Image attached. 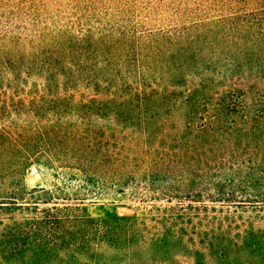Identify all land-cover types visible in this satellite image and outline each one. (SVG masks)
I'll return each instance as SVG.
<instances>
[{
    "label": "trees",
    "instance_id": "trees-1",
    "mask_svg": "<svg viewBox=\"0 0 264 264\" xmlns=\"http://www.w3.org/2000/svg\"><path fill=\"white\" fill-rule=\"evenodd\" d=\"M30 250L264 264V0H0V264Z\"/></svg>",
    "mask_w": 264,
    "mask_h": 264
},
{
    "label": "rangeland",
    "instance_id": "rangeland-1",
    "mask_svg": "<svg viewBox=\"0 0 264 264\" xmlns=\"http://www.w3.org/2000/svg\"><path fill=\"white\" fill-rule=\"evenodd\" d=\"M145 10L135 12V19H141L145 16ZM172 14V9H162L156 8V11L150 20H146L144 25L146 28H157L166 24ZM57 174V175H56ZM56 175V176H55ZM26 185L28 189L31 190H45V191H55V187H70V181L66 180L57 170L48 169L42 163L34 162L31 167L26 170ZM70 193V191H65ZM37 194V193H36ZM137 203L123 201L114 203H104V208L110 210L114 215L124 216L132 215L135 212ZM12 264H66L65 262H60L54 254H44L38 250H30L25 254H22L14 260Z\"/></svg>",
    "mask_w": 264,
    "mask_h": 264
}]
</instances>
